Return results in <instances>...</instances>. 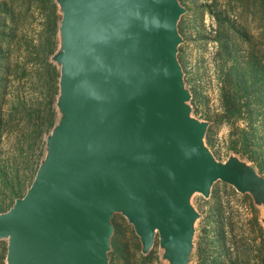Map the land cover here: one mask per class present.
Here are the masks:
<instances>
[{
	"label": "water",
	"instance_id": "1",
	"mask_svg": "<svg viewBox=\"0 0 264 264\" xmlns=\"http://www.w3.org/2000/svg\"><path fill=\"white\" fill-rule=\"evenodd\" d=\"M61 117L27 193L0 213L7 264H109L122 213L147 253L189 264L199 212L222 180L264 207V176L218 160L178 58L179 0H57ZM264 222V218H263Z\"/></svg>",
	"mask_w": 264,
	"mask_h": 264
},
{
	"label": "rangeland",
	"instance_id": "2",
	"mask_svg": "<svg viewBox=\"0 0 264 264\" xmlns=\"http://www.w3.org/2000/svg\"><path fill=\"white\" fill-rule=\"evenodd\" d=\"M184 71L192 115L209 122L205 143L264 176V0H179ZM62 13L57 0H0V213L30 188L61 113ZM54 125V126H52ZM199 212L189 264H264V207L250 193L216 181L196 192ZM109 264H169L159 234L144 253L127 217L115 213ZM8 239L0 238V264Z\"/></svg>",
	"mask_w": 264,
	"mask_h": 264
},
{
	"label": "trees",
	"instance_id": "3",
	"mask_svg": "<svg viewBox=\"0 0 264 264\" xmlns=\"http://www.w3.org/2000/svg\"><path fill=\"white\" fill-rule=\"evenodd\" d=\"M52 126H54V125H52Z\"/></svg>",
	"mask_w": 264,
	"mask_h": 264
}]
</instances>
